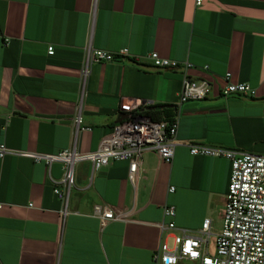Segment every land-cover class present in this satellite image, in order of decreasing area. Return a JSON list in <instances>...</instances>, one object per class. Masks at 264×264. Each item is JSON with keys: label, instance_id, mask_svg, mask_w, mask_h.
I'll list each match as a JSON object with an SVG mask.
<instances>
[{"label": "crops", "instance_id": "obj_1", "mask_svg": "<svg viewBox=\"0 0 264 264\" xmlns=\"http://www.w3.org/2000/svg\"><path fill=\"white\" fill-rule=\"evenodd\" d=\"M87 44L113 59L92 66L80 103ZM151 52L192 67L155 69ZM227 74L257 97L218 96ZM184 75L209 81L213 92L179 104ZM139 103L150 120V111L176 120L172 161L143 153L134 183L126 161L93 173L88 162L75 165L64 220L53 193L59 163L0 160V264H155L153 254L171 244V234L196 235L206 219L213 254L230 162L192 156L189 147L264 156V0H0V144L8 150L70 149L79 114L76 150L94 152L122 110ZM94 206L123 219L101 225ZM164 207L174 208L172 219ZM169 221L175 229L161 232L158 224Z\"/></svg>", "mask_w": 264, "mask_h": 264}, {"label": "built area", "instance_id": "obj_2", "mask_svg": "<svg viewBox=\"0 0 264 264\" xmlns=\"http://www.w3.org/2000/svg\"><path fill=\"white\" fill-rule=\"evenodd\" d=\"M201 0H196L200 5ZM125 51L119 52L124 55ZM47 54L53 55V48H47ZM112 54L93 49L87 44L84 49V59L80 70V103L85 83L90 76L91 68L95 64L112 61ZM147 59L155 69H181L188 71L191 65L178 63L160 57L151 52ZM224 86L218 90V96L257 97L256 91L246 83H233L230 75H226ZM213 84L207 80L193 81L184 75L181 81L179 104L188 101H201L214 90ZM122 110L118 123L112 128L94 152L81 153L75 147V134L81 124L79 114L75 118V130L72 147L57 154H37L30 152H15L0 144V160L7 155H16L32 159L35 163H42L46 168L54 163L62 166V178L55 184L54 195L61 201L59 212L62 220L67 215L68 197L75 187V165L88 162L91 173L107 166L110 162L126 161L128 163V180L134 183L141 157L145 152H154L158 158L170 163L174 156L175 138L177 133L176 120L152 121L138 111ZM146 105V104H144ZM192 156L224 158L230 162V176L227 192L224 198L222 224L219 234L215 238L214 253H208L210 237V220L203 221L196 235L171 234V244L163 242L153 254L155 264H176L180 260L197 261L200 264H264V156L224 150L214 147L193 145L189 147ZM169 192L174 188L170 187ZM1 207V206H0ZM173 207H164L165 217L172 219ZM93 215L99 219L101 225L108 221L122 220V215L114 214L110 208L93 207ZM161 232H171L174 223L158 224Z\"/></svg>", "mask_w": 264, "mask_h": 264}, {"label": "trees", "instance_id": "obj_3", "mask_svg": "<svg viewBox=\"0 0 264 264\" xmlns=\"http://www.w3.org/2000/svg\"><path fill=\"white\" fill-rule=\"evenodd\" d=\"M147 115H148L149 118H151L152 121H158V119H159V118L155 119L151 111L148 112Z\"/></svg>", "mask_w": 264, "mask_h": 264}, {"label": "rangeland", "instance_id": "obj_4", "mask_svg": "<svg viewBox=\"0 0 264 264\" xmlns=\"http://www.w3.org/2000/svg\"><path fill=\"white\" fill-rule=\"evenodd\" d=\"M210 247H212V244H211V246Z\"/></svg>", "mask_w": 264, "mask_h": 264}]
</instances>
